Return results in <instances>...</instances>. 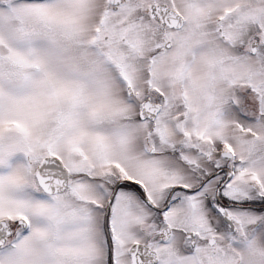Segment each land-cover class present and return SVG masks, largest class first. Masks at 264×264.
<instances>
[{
    "label": "rangeland",
    "instance_id": "374dc122",
    "mask_svg": "<svg viewBox=\"0 0 264 264\" xmlns=\"http://www.w3.org/2000/svg\"><path fill=\"white\" fill-rule=\"evenodd\" d=\"M149 1L127 0L118 8H109L107 14L104 11L102 18L99 15L106 6L104 0L0 1V215L22 212L38 232L44 224L51 232L48 220L62 221L61 232L67 240L59 237V244L63 248L70 245L66 261L73 264H96L80 261V257L84 260L88 250L94 253L104 250V236L93 221L101 210L94 205L105 204V196L117 176L142 180L156 203L161 201L156 197H161L164 190L161 181L195 184L206 175L210 179L199 191H214L221 174L212 176V171L222 161L226 164V154H221L223 146L232 148L237 155L235 176L240 175L239 183L242 182L240 189L231 191L249 194L260 202L255 207L227 210L240 219L261 222L260 229L264 231V5L255 7L261 0H171L182 12L185 25L167 32L160 28L166 36L159 39L147 27L159 24L147 10ZM131 9L139 14L129 16ZM15 16L22 20H16ZM132 16H143L142 25L140 21L129 31L115 30L112 34L128 37V43L119 39L120 44L108 49L102 44L88 46L84 34L77 38V32L86 24L110 22L121 26ZM25 19L36 21L25 24ZM128 24H132L131 20ZM63 25L62 40L58 28ZM218 25L224 28L225 35L218 31ZM255 36L260 40L253 49L251 41ZM165 38L171 40L169 46L164 44ZM156 47L160 51L152 53ZM38 55L40 61L45 60L43 68L54 75V81L56 78L61 81L60 91L56 87L43 90L39 83L40 88L35 86L33 90L23 80L31 69L23 64L29 63L33 70L42 71V66L35 69L40 62ZM121 73L132 81V90L140 89L139 101L144 95L154 97V94L155 100L161 102L156 116L152 112L155 102L150 100L144 102L145 118L138 116V95L130 96L125 91ZM178 87L181 89L177 91ZM52 93H60L59 103ZM59 135L58 148L64 162L93 164V177L77 175L66 195L52 192L54 196H49L39 190L41 186L35 177L32 180L38 189L33 187L31 170L36 162L40 163L41 155L58 150L52 143ZM205 137L213 140L205 141ZM149 145L159 150L160 156L162 152L166 156L156 161L153 156L143 157L149 155ZM100 159L117 173L102 176ZM125 169L131 174L122 173ZM154 171H161V181L152 177ZM253 177L261 181L253 180L259 185L255 190L249 187L248 179ZM125 188L115 189L112 199V219L117 232L112 238L114 250L118 242L126 246L131 238L139 237L138 223L148 215V211L143 212L146 202L134 189ZM205 203L204 197L203 216L195 221L188 218L174 221L195 226L208 218L199 227L214 226L211 205ZM184 207L189 211L185 204L179 213L184 212ZM70 212H73L71 219ZM241 227L243 232L250 226ZM260 229H253L255 235L246 240H236L235 245L243 254L241 264H264L260 252L264 250V237L260 240ZM30 233L37 245L48 246L50 261L55 260L57 253L51 251V245L55 244L51 237H40L36 231ZM34 254L27 253V257Z\"/></svg>",
    "mask_w": 264,
    "mask_h": 264
},
{
    "label": "flooded vegetation",
    "instance_id": "af4514ba",
    "mask_svg": "<svg viewBox=\"0 0 264 264\" xmlns=\"http://www.w3.org/2000/svg\"><path fill=\"white\" fill-rule=\"evenodd\" d=\"M126 1L127 0H104L106 6L102 8L99 16L102 18V14L104 11L107 14L109 8H118L122 6ZM171 2V0H150L147 3V10H150L152 18L155 19V22L159 23L147 25L149 33L152 35V32H154L156 38L158 37L160 39L166 36L165 34L160 32V28L163 32H167V30L169 29L176 30L184 27L185 25L168 24L163 18L159 9L162 8L161 5L165 3L168 4L170 7L178 10L179 13H182L179 9L175 8V6L171 4ZM262 4L264 5V0H261V3L255 7L261 6ZM143 5L145 4L143 3ZM138 11L140 12L139 8ZM132 13H134L135 15L139 14L136 10L131 9L129 11V16ZM51 14L53 16V12H51ZM58 16H60V14H58ZM16 17L18 18L16 20H22L18 16H15V18ZM137 17L138 16H132L129 18L128 21L131 20L132 24H128L127 21V24H122L121 26H117L110 22L109 24H102V22L101 24H86V27L83 30L81 29L79 31L80 33L77 32V38L80 39V35L84 34V36L88 40V46L102 44L108 49H112L113 46L120 44L119 39H123L124 43H128V41L130 40L128 37L123 35L121 37H113L112 34L115 32V30H119V32H121L122 30L124 32L129 31V29L134 24H138L140 21V25H142L143 16H140V18ZM182 18L184 17L182 16ZM219 18L220 17H218V19ZM96 20L97 19L95 18L94 23L96 22ZM34 21L36 20L25 19V24H34ZM213 23L220 24L218 21H213ZM38 24H43V22H38ZM62 24L65 25L66 23ZM73 24H77L76 21H74ZM64 25L58 28V34L63 37L62 40L64 39V32L61 29H64ZM37 29L40 30V28L38 27ZM218 31L221 32V35L222 32L225 35L224 28L221 25H218ZM112 37L115 39L112 40ZM254 40L259 42L260 37L255 36L252 39L251 44H253ZM136 41L141 43V41H139L138 39ZM164 44L169 46L171 44V40L169 38H165ZM115 50H117V48ZM159 51L160 48L158 49L156 47L154 50H152V53H156ZM26 57V60H29V56L26 55ZM37 57V60L40 61L39 58L41 56L38 55ZM58 60H61V57L58 56ZM44 61L45 60L40 61V64L37 63L35 69L40 66H42L43 68ZM23 66L31 67L29 72L24 74L25 79H23L28 84V88H33V90H35V88H37L35 86H38L37 83H39L42 86L41 89L43 90L47 89V87H50L53 90L56 87V91H60L61 81L56 78L55 82L54 75H51L46 69V67L43 68L42 71H35L33 70V66L29 63L23 64ZM32 74H34L35 76H33ZM120 76L125 78V91H127L128 86L132 88L133 83L127 77V75L125 73H121ZM48 82H51L49 86H47ZM78 92H81V86L78 88ZM139 92L140 89L128 92L130 96L138 95V98L136 99V108H138V116L141 108H143L144 106V102L146 101L145 99L149 98L151 100L156 101L154 94V97L144 95L143 97H141V101H139ZM157 92L159 94H162L160 90H157ZM88 94L91 96L90 89L88 91ZM52 98L56 99V101L59 103L61 95L60 93H52ZM83 102L84 101H82L81 103ZM185 134L186 136H190V133ZM60 136L61 135L56 138L55 144L52 143L54 148H58V146H60ZM43 138H45V136H43ZM204 140L208 141L213 139H207L205 137ZM224 148L225 147H223V149ZM149 151V155L143 154V157L153 156L156 161L166 156L163 152L160 156L161 152L157 149H154L151 145H149ZM28 153L27 158L29 165H31L32 159L29 157ZM221 154H226V164H224V161H222V165L214 168L216 171H212V176H217L219 172L221 174L220 177L218 176L219 179L216 182V188L214 191H199L204 185V183L210 179L206 175L201 177L195 184H186V182L184 181H161V171H154L152 173V177L156 178L158 181H161L163 185L162 188L164 189L160 193L161 197H156L161 201L159 203H156L153 202L152 199L149 197L147 186L142 180L140 181L125 177L122 181H119L117 178H115L114 183H117V190L120 188V186L126 187L125 189H134L138 196L146 202L147 208H145L143 212L148 211V218H143L138 223L139 237L131 238V241L126 246L118 242V248H115L114 250L112 246V238L113 234H116L117 232H115L114 223L112 219V200L110 201V203H108V197L113 188L111 185V189L108 193V196H105V204L101 206L100 204L94 205V207L98 211L101 210V212L96 213L98 215V218L93 221L95 222L96 229L100 231L101 234L104 236V250L99 253H94L93 251L88 250V254L86 255V257H84V260H82V258L80 257V261H93L96 262V264L97 261L99 262V264H241L243 261V254L240 252L239 247L235 245L236 240H246L247 238L252 237V235L254 236L255 232H253V229H260L263 224H261V222L257 223L255 219L252 221H249L247 219H240L239 217H236L231 212H229L227 208H242L245 206L255 207L260 202H258L255 198H252L249 194L244 195L240 194L239 191H231L232 189L234 191L240 189V183H242H239L240 175L237 177L235 176L237 157L235 154L227 153L224 150L221 152ZM44 156H52V163H54L51 165H47L44 171L52 172L53 176L55 175L54 173L57 172V177H60L62 175V170L64 169V167H67L70 172L64 189L60 192H54V194L58 193V195L60 196L66 195L67 192H69V187L72 182V178L77 175H84L83 177H93V175L91 174V172H93L91 166L94 168L93 164L90 166L80 161H72L66 163L64 162L62 155L60 154L59 148L58 150L53 149L51 151H48L47 154L41 155V158L39 160H41ZM171 156L176 158L181 157L180 154H172ZM37 164L38 163L36 162L33 165V169ZM99 170L102 176H112V173L114 174L111 169V165L105 164L103 159H100ZM125 170H123L124 173L131 174L129 170ZM33 171L34 170H31V173L33 175L31 177V183L33 184L34 188H37L33 183L34 181L32 180L35 177ZM248 180L250 184L249 187H252L253 190L257 189V186H255L256 183L253 182L252 179ZM106 182L107 184H109L107 180ZM109 182L112 184L111 179ZM120 182H122V184H119ZM178 188L183 191H179ZM39 190L48 194L49 196L53 195L49 192H46L42 188ZM192 193H195L193 198L191 196ZM77 195V193L74 194V196ZM204 197L205 201L207 202L205 204L211 205L213 211L211 213H213L214 215L213 217H211V219L216 221V224H214V226L213 224H211L209 228H204L206 231L199 227V225H201L202 223L204 224V222L209 221L208 218L200 220L195 226L187 225L181 222L177 223L176 221H174V218H188L190 221L193 222L196 218L203 216L204 209L202 208V204H204ZM82 200L89 202V200L86 198H82ZM91 203L93 204L92 201ZM185 204H187V207H189L190 212H187V208L185 209L184 207V212L179 213L183 206H185ZM76 205L79 206L78 204ZM179 205L182 207H179ZM82 206L86 207L87 205ZM80 211L81 208L78 210L77 213H80ZM192 211L195 214H193ZM143 212L141 211V213L145 215ZM26 216V214L19 211L13 212L12 214H3V217L0 215V264H73V261H66V255H69L68 249L70 245L68 246L67 244H65V248H63V246L59 244V237L62 240H67L64 232H61L60 224L62 225V221L48 220L47 224L48 222H50L51 232H49L47 225L45 226V224L43 225V228H41L38 232V229L32 227V221ZM72 216L73 212H70V219ZM257 217H259V215ZM236 218H239V220ZM212 220L210 222H212ZM242 224L250 226L249 229H243L244 231L242 232ZM30 231H36L40 237H51V240L55 242V244L51 245V251L57 253V255H54L55 257H53L55 258V260L50 261V253L48 252V246L37 245V243L35 242L36 239L30 233ZM68 233L69 231L66 230L67 238ZM262 235L264 237V231H262V234H259L260 240ZM117 240L118 237H116L115 241ZM7 252L8 257H6ZM36 252H38V255L36 254ZM260 252L264 257V250ZM27 253L35 254L30 257H27ZM4 255L8 261L5 260ZM24 258H28V260L24 261Z\"/></svg>",
    "mask_w": 264,
    "mask_h": 264
},
{
    "label": "water",
    "instance_id": "95a60500",
    "mask_svg": "<svg viewBox=\"0 0 264 264\" xmlns=\"http://www.w3.org/2000/svg\"><path fill=\"white\" fill-rule=\"evenodd\" d=\"M158 109V103H155L154 106L152 107V112H156ZM154 112V113H155ZM151 114V113H150ZM141 116H145V113L142 112ZM53 161L48 158L44 157L41 162L37 165L35 169V175L36 178L39 182V184L48 192H54V191H61L64 189L66 183H67V178L69 176V171L66 167L62 170V175L57 177V172H55L54 176H52L43 171L47 165L54 164L52 163ZM56 165V164H55ZM115 188V187H114ZM112 195L109 197V200L111 199Z\"/></svg>",
    "mask_w": 264,
    "mask_h": 264
}]
</instances>
